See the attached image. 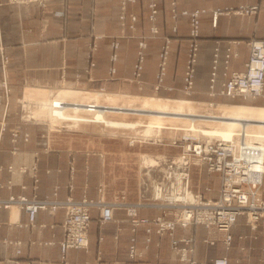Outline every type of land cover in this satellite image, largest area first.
I'll use <instances>...</instances> for the list:
<instances>
[{"label":"crops","instance_id":"0c3cea01","mask_svg":"<svg viewBox=\"0 0 264 264\" xmlns=\"http://www.w3.org/2000/svg\"><path fill=\"white\" fill-rule=\"evenodd\" d=\"M147 3L148 0H136V3L127 5V10L136 15L132 30L128 22L123 24L119 19L121 0H52L44 8L35 3L14 5L0 0V41L7 56L4 68L0 60V78L6 77L13 96L20 94L23 81H26L25 84L42 86L76 82L79 87L85 86L92 91L103 88L105 92L137 97L188 98L202 103H240L264 107V82L262 95L253 99H233L219 93L225 79L223 60L229 41H237L233 44L237 57L230 61L229 68L241 70L249 53L248 41L264 37V0H156L157 13L153 23L148 19ZM245 6H256V11L235 12ZM200 8L206 9V12L199 16V47L193 87L187 95L182 87L189 17L179 13ZM213 9H231V12L219 15L213 25ZM152 24L157 28L156 34L150 32ZM93 34H99L101 38L97 49L89 55L88 42ZM163 37L170 40L169 53L163 85L156 88L158 53ZM141 40L145 42L144 59L140 75L135 78L133 70ZM113 41H117V48H113ZM215 48H218V61L213 87L215 94L211 95L210 75ZM112 53L116 55L114 60H111ZM90 62H93L92 66ZM110 67H114V72H110ZM68 83L62 84L68 86ZM21 130L30 134L27 142L19 139L17 143L22 151V160L29 162L31 152L38 151L37 188L32 189L29 174L19 177L24 188L19 185L10 188L4 186L9 179L5 167L10 162L9 132L6 130L0 149V166L3 168L0 171V196L23 193L39 199H65L71 196L76 200L85 196L97 201L100 196L98 187L102 184L106 202L118 201L123 196L125 202L138 204L137 213L141 217L160 214V209L149 203L151 179L148 177L156 176L157 172L150 163H144L141 153H137V168L130 170L127 164L133 157L130 154L106 152L104 147L109 141L104 139H97L95 143V139L86 138L82 140L85 147H80L76 135L56 139L58 134L56 137L51 134L49 149L44 151L45 139L41 137V133L45 132L43 125L23 124ZM93 145L96 147L93 148ZM141 147L137 148L138 151H142ZM70 165L73 167L72 173ZM190 185L204 196L214 198L218 193L219 179L216 174L209 173L205 166H193ZM90 216L87 248H70L61 263L53 264L178 263V254L170 246L169 235L158 236L153 225L149 233L143 226L137 228L134 232L135 242L143 255L137 259L128 257L127 248L132 233L122 206L113 207V220L105 224L99 223V209L96 206L90 209ZM62 217L61 209L54 217L38 213L36 223L53 226L18 228L4 223L7 211L0 209V259H15L19 264H38V261L48 264V261L61 259L58 242L62 238ZM20 218L26 221V213L22 211ZM207 233L202 225L185 228L177 225L173 237L191 239L192 251L187 256L193 260L205 261L226 256L237 264H264V228L258 227L252 231L243 215L238 216L230 228L228 247L221 240L208 243L205 241ZM146 237H149L148 243ZM3 238L19 239L21 252L16 254V247L3 243Z\"/></svg>","mask_w":264,"mask_h":264},{"label":"built area","instance_id":"2783aa9c","mask_svg":"<svg viewBox=\"0 0 264 264\" xmlns=\"http://www.w3.org/2000/svg\"><path fill=\"white\" fill-rule=\"evenodd\" d=\"M48 1L52 0H6V3L21 5L35 3L40 8H44ZM136 3V0H121L119 19L121 23L128 22V26L134 30L136 15L127 10V5ZM149 14L148 19L153 23L156 19L157 3L156 0H148ZM173 16L176 15L175 9H172ZM256 6H245L235 10L237 13H253ZM206 12V9L182 10L179 14L189 17L188 48L183 75L182 90L189 95L193 87L195 73V63L197 60L199 47V16ZM212 23L215 25L219 15L231 12V9H213ZM152 34L157 33L154 24L150 27ZM88 42L89 55H91L98 46L99 34H93ZM163 43L158 53V68L156 72V88L162 86L165 76L166 63L169 53V38L163 37ZM230 45L224 53L225 76L219 93L229 98L240 97L243 99L256 98L262 95V86L264 82V37L250 39L248 41L249 53L244 68L241 70L229 68L230 61L237 57V51L234 45L237 41H229ZM136 62L134 64L135 78L140 75L142 62L144 59L143 48L145 42H138ZM113 48H117V41L112 42ZM116 58L112 53L111 60ZM0 60L4 68L7 62V56L4 47L0 41ZM218 61V48H215L213 57V66L210 75V94L213 95L215 69ZM93 62H90V66ZM110 72H114V67H110ZM26 81H23L22 93L20 96L12 95V88L6 77L0 78V149L6 130L9 132L10 162L5 169L9 173V179L4 186L10 188L13 185H19L24 188L25 185L19 180L20 175L29 174L32 179V189L37 188V161L38 151L31 152V160L24 162L22 160V151L19 150L17 143L19 139L27 142L30 134L26 130H21L23 124L45 125V132L41 137L45 139L44 151L49 149V131L61 132L63 126L59 125L63 121L54 115V121L46 123L43 115L35 116V112L41 109L40 101L29 99L25 92ZM61 82V81H59ZM68 83V82H65ZM68 84H72L71 82ZM83 88L88 89L83 86ZM170 89V87H167ZM89 90V89H88ZM104 92L103 88L98 90ZM209 105L217 103L207 102ZM59 108V104H52ZM92 107V106H88ZM86 113L87 112H80ZM12 116V120L10 117ZM58 121V122H57ZM79 122L75 121L74 125ZM9 125V126H8ZM181 133L180 137L168 140V145L178 146L179 152L176 154H166L155 159L150 166L156 170L157 174L149 175L151 179L150 187V205L160 209V214L154 217H141L137 213V203H128L123 200V196L118 201L106 202L103 199V186L98 188L101 197L94 201L83 196L76 200L71 196L65 199H39L35 195L28 197L23 193H10L6 197L0 196V209L7 211V218L4 221L6 225L15 227H33L39 225L44 228L49 224L41 222L36 223L38 213H46L54 217L59 209L63 211L61 222L62 238L58 242L61 251V259L58 261H48V264L61 263L65 252L70 249H86L88 246V229L91 220L90 209L96 206L99 209V223L105 224L113 220V207L118 205L125 209L129 223L131 236L127 248V255L130 259H137L143 255L135 242L134 232L138 227L143 226L146 233L151 231V226L155 228L158 236L168 234L170 237V246L178 254L177 264H237L230 261L226 256L213 257L210 260L197 261L189 258L187 255L192 251L191 239L185 237H173L175 226L185 228L189 225H202L207 230L205 241L212 244L221 240L228 247L231 234L230 228L236 223L237 217L243 215L246 223L252 231L258 227L264 228V161L259 158V150L254 149V140H241L240 132L232 138L223 139L217 136L201 133V135ZM150 140V139H149ZM133 142V141H132ZM158 142L162 143L161 140ZM165 142V141H163ZM155 143V142H153ZM159 143V144H160ZM205 166L209 173L216 174L219 179V188L216 197H206L202 193L193 192L190 188V170L191 167ZM263 166V169L261 168ZM0 166V171L2 170ZM71 173L73 167H69ZM208 190V189H207ZM25 212L26 221H22L20 213ZM49 226H53L50 224ZM5 244H13L16 254L21 252L19 239L3 238ZM149 237H146V243ZM0 264H19L15 259H0ZM38 264H43L38 261ZM81 264H88L83 262ZM256 264H261L260 262Z\"/></svg>","mask_w":264,"mask_h":264},{"label":"bare ground","instance_id":"6f19581e","mask_svg":"<svg viewBox=\"0 0 264 264\" xmlns=\"http://www.w3.org/2000/svg\"><path fill=\"white\" fill-rule=\"evenodd\" d=\"M43 87L46 86L26 84V88L34 92L36 98L41 103V109L35 112V116L43 115L49 117L52 119L51 122H53L55 115L62 120L71 121L73 124H75V121H89L93 119V121L103 122L108 126L133 128L139 125L141 121L126 122L124 120H109L106 114V112H114L122 115L132 113L148 119L147 124H145L146 128L143 131L145 133L150 132L154 128H162L164 122H172L176 119H184L185 121L197 120L201 123L213 122L217 123L218 127L211 130L201 129V132L228 139L232 138L237 133L236 129H238L241 140L246 138V140L255 139L258 141V144L253 147L259 150V158L264 161V107L231 103L220 106L218 108L220 112L217 115H201L194 114L193 106L190 104L192 102L185 99L143 97L140 107L106 106L99 103L100 98L98 96L99 94L105 93V91L98 92L99 94H96V101H93L92 91L80 89L79 93L84 94V98H86V101L81 103L77 102L74 98L75 88L65 87V89L60 91L49 92L48 88ZM54 92L55 94L50 95ZM104 100H108L109 102L114 99L108 95L104 97ZM52 104H59V108L53 107ZM82 111L87 112V114L80 113ZM194 116L198 118L194 119ZM144 163H154V160L152 158L150 160L146 159ZM261 168L263 169V166Z\"/></svg>","mask_w":264,"mask_h":264},{"label":"rangeland","instance_id":"374dc122","mask_svg":"<svg viewBox=\"0 0 264 264\" xmlns=\"http://www.w3.org/2000/svg\"><path fill=\"white\" fill-rule=\"evenodd\" d=\"M62 83H65V82H62ZM62 83L58 85H53V86H46L43 88H48L49 92H53L56 90L60 91L62 89H65V87L75 88L76 90L74 94L75 100L81 103H84L86 101V98H84V94L79 93L80 92L79 90L80 89L88 90V89L83 88V86L79 87L78 86L79 84L76 82L69 84V85H74V86H69V85L67 86ZM22 86H23V83L21 84V91L18 96H20L22 93ZM34 86H42V85H34ZM98 90H94V91L90 90L93 92V95L91 94L93 96V101H96L97 99L96 94L97 95L99 94ZM28 91L30 93L26 91L25 92L26 97H33L29 99H35L36 94L34 92H31V90H28ZM52 94H55V92L51 93L50 95ZM125 94L126 93L119 94V93H113V92H105L103 94H99L98 95L100 98V99L98 98L99 103L101 105H106V106L118 105V106L130 107V108L141 106V101L143 97L130 96V95H125ZM91 95H90V98H91ZM108 95H110L114 100L109 101V102L108 100L105 101L104 97ZM162 99H169V98H162ZM170 99H176V98H170ZM179 99L190 100L192 102L190 104H192L193 106L192 109L194 111V114L217 115L220 112L218 108L220 106H223L222 104L209 105L208 103L193 101L188 98H179ZM106 114L109 120H124L126 122H132V121L137 120L141 122L139 125L132 128V127H123V126H120V127L108 126V125H105L103 122H99V121L79 122L78 124L74 125L73 122L71 121L63 120L60 122L57 121L58 123H60L59 125L63 126V128L61 129L62 131L61 132L49 131V137H50V134H52L54 137H56V135L58 134L56 138L58 139L60 138V136L64 137V136H69L73 134V135H76L75 139H78L77 143H79L80 141V143L77 144L80 147H85L84 146L85 142L82 140H85L86 138L95 139V143H97V141L100 139L109 141L107 142L108 145L104 147L106 152L122 153L126 155L130 154L133 157L131 158L132 161L129 164H127L129 169L131 170V169L137 168V153L138 152L143 155V158L141 157L142 160L145 161L146 159L150 160V158H152L155 161V159L160 158L161 156H164L166 154H176L179 152L180 148L178 146H170L167 143L169 139L180 137L181 133L184 132V130H186L185 132H189L190 134H195V135L200 136L202 133L201 129L211 130V129L218 127V124L213 123V122H209V123L202 122L201 123L197 120L185 121L184 119L183 120L176 119V120H173L172 122L171 121L164 122V126L162 128H154L150 132L145 133L143 131L146 128L145 124H147L148 122V119L145 117H142V116L140 117L139 115L132 114V113L122 115V114H118L114 112H110V113L106 112ZM43 118L45 119L46 123H49L52 121V119H50L49 117L43 116ZM193 118L197 119L198 117L194 116ZM44 129H46L45 125H44ZM249 133H252V132H249ZM118 140L119 142H117ZM159 140H161L162 143L158 142ZM252 140L256 141L254 145L258 144L257 140L255 139H252ZM140 146H142L141 147L142 151H138L137 149V148H140ZM263 146H264V142H263ZM95 147L96 146L93 145V148ZM150 150H155V151H150ZM134 155L136 156L134 157ZM101 185L102 184H100L99 187ZM190 188L193 192H199V191L193 190L191 185H190ZM100 197L101 195L99 196V198Z\"/></svg>","mask_w":264,"mask_h":264}]
</instances>
